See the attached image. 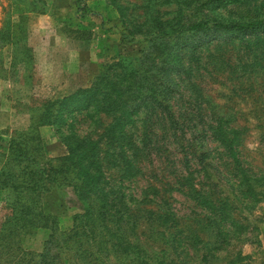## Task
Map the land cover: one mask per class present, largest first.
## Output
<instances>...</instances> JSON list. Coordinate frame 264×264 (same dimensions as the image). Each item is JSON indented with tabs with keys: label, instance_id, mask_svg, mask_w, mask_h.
Wrapping results in <instances>:
<instances>
[{
	"label": "rangeland",
	"instance_id": "1",
	"mask_svg": "<svg viewBox=\"0 0 264 264\" xmlns=\"http://www.w3.org/2000/svg\"><path fill=\"white\" fill-rule=\"evenodd\" d=\"M179 9L182 8L178 4H164L163 0H0V248L8 244H18L21 248L17 257L11 256L10 260L7 255H1L0 264H20L23 259L31 260V256L24 258V252L42 253L51 246L55 264H82L80 260L73 262L67 250L61 247L65 239L63 232L70 230L74 217L84 212V205L73 187H55L39 198L33 194L37 202L31 205L32 214L28 218H33L34 214L55 218L54 233L58 243L50 238L51 228L22 227L26 221L15 224V216H19L23 204H31V197L25 195L27 191L20 195L9 186L3 187L4 172L20 173L18 166L7 157L10 142L33 132L34 139L38 137L42 142L48 158L66 155L68 148L59 131L64 121L38 125L44 106L90 88L118 55L137 56L146 42L143 35L135 34L134 27L147 22L148 12L152 16L164 14L166 19L174 20L181 15ZM191 13V8L182 12L184 17ZM209 15L224 20L264 18V0H230L226 7L209 11ZM85 31L87 33L81 35ZM233 36L222 34L212 40L208 50L203 48L198 53L190 63L191 70L179 81L183 93L176 95L180 110L196 115L194 123L208 125L224 117L228 127L240 130L235 144L240 152V172L255 178L249 183L254 194L242 197L233 190L239 186L241 173L229 165L223 167L231 160L221 142L207 140L208 152L215 158L206 162H210L216 177L207 180L202 173L193 174L194 187L201 188L199 184L203 182L202 189L211 194V198L234 206L230 219L216 230L221 235L212 237L210 233H201L202 224L196 219L210 213L202 209L188 195L189 188L183 186L182 193L177 190L170 193L168 202H156V206H162V212L173 214L174 223L170 221L166 227L160 225L158 230L162 235L155 240L148 217L149 211L156 208L148 200H157V197L151 194L149 187L156 185L163 189L158 175L161 170L154 171L155 176L150 166L143 164L140 173L132 179L121 182L117 177L114 179L116 189L127 196V202L140 209L138 213L142 218H146L134 229L136 235L128 238L139 245L142 253L126 258L113 253L103 264H142L153 247L158 248L163 237L171 233H176L172 237L176 252L171 259L175 257L181 264H206L200 258L207 252L204 241L212 242L209 251L218 257L211 264H235L232 262L238 254L244 258L242 264H264V31L243 41ZM85 37H89L88 41ZM248 37L252 36H245ZM198 110L204 114L201 119L197 117ZM65 113L68 119L69 112ZM86 129L83 124L81 131ZM174 158L178 160V175L187 176L183 154ZM194 162L197 164V160ZM161 173L165 174L164 180L175 182L172 177L166 178L168 172ZM8 224L12 225V232Z\"/></svg>",
	"mask_w": 264,
	"mask_h": 264
},
{
	"label": "trees",
	"instance_id": "2",
	"mask_svg": "<svg viewBox=\"0 0 264 264\" xmlns=\"http://www.w3.org/2000/svg\"><path fill=\"white\" fill-rule=\"evenodd\" d=\"M229 2L163 0L164 4H178L182 8L179 9L181 15L171 20L166 19L164 14L152 16L148 12L147 22L143 26L134 27L135 34L143 35L146 42L137 56L118 55L90 88L81 89L62 101L48 102L44 106V113L41 114L44 119L38 125H56L64 121L59 131H62L60 136L68 152L61 157L48 158L42 142L38 137L34 139L33 132L28 135L30 138L22 134L19 139L10 142L7 157L18 166L20 173L4 172L3 187L9 186L20 195L27 191L25 195L31 197V204H23L20 217L15 216V224L26 221L22 227L51 228L53 234L50 238L52 242L58 243L54 233V227L57 226L55 218L42 214H34L30 219L28 216L32 214L31 205L37 202L36 197L39 198L55 187L67 185L74 188L79 201L84 205V212L74 217L73 227L63 232L65 239L61 247L67 250L73 262L80 260L82 264H103L104 259L113 253L122 258L141 254L139 245L128 238L136 235L134 229L146 218H142L138 213L140 209L127 202V196L116 189L114 179L117 177L119 182L126 178L132 179L145 164L150 166L152 175L156 176L154 171L160 169L168 172L166 178L172 177L174 183L179 185L176 188L174 183L164 180L165 174L159 170L160 174H157L161 176L163 189H158L156 185L149 187L151 194L157 197V200H148L156 208L149 211L148 217L153 228L151 232L156 235L155 240H159L162 235L158 230L160 225L166 227L170 221L174 223L173 214L162 212V206H156V202H168L170 193L174 190L182 193L183 186H187L188 195L210 213L196 219L202 224L201 233H210L212 237L221 235L216 230L230 219L231 209L235 207L211 198V194L208 195L202 189L203 182L199 184L201 188H195L193 174L202 173L207 180L216 177V173L210 169L212 165L206 162L215 158L208 152L207 140L221 142L231 160L223 167L229 165L240 172V152L235 147L240 138V130L228 127L223 121L224 117H218L217 123L208 125L194 123L196 115L192 111L180 110L176 94L183 93V86L179 82L183 81L182 75L191 70L190 63L203 48L209 49L212 40L220 38L222 34H232L233 38L243 41L257 37L253 35L264 31V18L259 16L224 20L209 15V11L215 12L226 7ZM189 8L192 9L191 15L184 17L182 12ZM86 33L82 32L81 35ZM247 35L252 37L245 38ZM88 38L85 37L87 41ZM65 111L69 112L68 119L65 118ZM198 111L197 117L203 118L202 110ZM107 119L111 122H107ZM83 124L87 127L85 132L81 131ZM208 136L210 138L206 139ZM178 154H183L187 176L178 175V160L174 158ZM240 173L239 186L233 190L242 197L252 196L255 190L251 189L249 183L255 178L245 172ZM232 224L236 222L232 220ZM8 229L12 232V225L8 224ZM173 234L176 233L163 237L160 246L153 247L149 258L142 264H181L177 258L171 259L176 252L172 246ZM195 238L199 240L198 235ZM211 244L210 241H204L207 252L200 256L201 262L205 261L206 264L218 258L211 255ZM6 248L8 250H4ZM19 249L21 251L18 244H8L0 248V256L7 255L10 260L11 256L17 257ZM51 252L52 246L42 253L24 252V258L31 256V260L23 259L20 264H55ZM243 260L238 254L232 263L242 264Z\"/></svg>",
	"mask_w": 264,
	"mask_h": 264
}]
</instances>
